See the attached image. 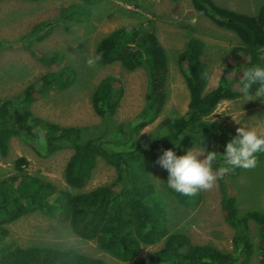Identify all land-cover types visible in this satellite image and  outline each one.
Here are the masks:
<instances>
[{"label": "trees", "instance_id": "obj_1", "mask_svg": "<svg viewBox=\"0 0 264 264\" xmlns=\"http://www.w3.org/2000/svg\"><path fill=\"white\" fill-rule=\"evenodd\" d=\"M97 1L75 2L62 8L59 18L77 22L82 13L81 4L90 6ZM125 1L134 3L136 0ZM190 3L197 13L217 27L233 32L239 40L235 52L250 59L252 64H258V56L264 51V2L254 14L221 6L213 0H190ZM48 23L33 26L29 35L20 40L25 42L31 37L40 40L45 35L41 30ZM202 47L200 40L189 39L177 54L188 95L185 111L180 115L163 117L147 133L138 134V131L153 122L162 110L167 97L165 83L168 70L165 50L149 22L113 29L103 35L94 48V56L101 57L99 64L116 62L127 71L145 67L144 106L133 124L120 126L109 122L119 99V92L113 93L112 88L115 78L110 76L101 78L91 94V107L101 118V125H97L92 136L86 139H81V127L63 126L34 116L27 108L33 99L30 91L43 94L51 86L69 84L73 79L72 69L65 77L62 71L42 74L37 86L31 84L25 88L26 96L18 103L7 97L0 99V156L6 155L12 137L24 141L41 157L71 146L72 152L63 168V180L73 190L86 184L97 157L103 158L115 171V177L109 183L75 192L27 174L20 167V163L26 161L19 158L15 165L16 173L0 178V264H110L74 248L20 246L9 239L5 225L33 211L66 222L73 233L95 240L99 250L118 261L133 260L143 245L162 240L159 248L135 264H249L253 245L245 238L244 231L250 219L258 231V263L264 264V212L250 210L238 214L234 208V197L227 188L221 187L219 205L224 221L234 231L232 247L221 250L195 244L184 233L169 230L165 209L149 177L148 165L156 162L162 151L169 148L182 155L180 147H206L218 152V160L213 166L224 163L225 145L235 134L220 122L207 120V116L220 100L235 98L239 92L232 88L233 80H228L225 74L214 87L204 90L206 71L201 60ZM28 49L31 56L42 62H55L59 58L55 51L37 54ZM78 59V63H82ZM257 86L254 85L255 88ZM165 129L167 135L161 136ZM111 132L119 135L117 139L106 138ZM259 157L264 158V153ZM237 169L232 170L234 174ZM161 171L163 186L177 202L185 206L198 204L201 192L185 196L173 191L167 187V171L162 168Z\"/></svg>", "mask_w": 264, "mask_h": 264}, {"label": "rangeland", "instance_id": "obj_2", "mask_svg": "<svg viewBox=\"0 0 264 264\" xmlns=\"http://www.w3.org/2000/svg\"><path fill=\"white\" fill-rule=\"evenodd\" d=\"M215 3L239 12L254 14L264 0H213ZM80 0H0V99L9 98L18 103L26 96L25 88L39 84L42 74L62 71L63 76L72 69L73 79L63 87L51 86L45 93L30 91L33 99L28 109L34 116L58 123L63 126L82 128L81 139L92 136L99 118L92 110L90 97L97 82L106 76L115 78L113 93L119 92L116 109L109 122L115 125H131L144 106L147 77L144 66L127 71L118 63L99 64L89 67L85 60L94 56L97 41L113 29L149 22L167 56L166 101L159 116L138 131L143 134L152 130L165 116L182 114L186 109L187 89L184 85L181 64L177 54L189 39H198L203 43L201 60L206 71L204 90L214 87L222 74L232 81V88L238 96L220 100L207 120H216L236 134L239 126L232 118L250 127H264V96L256 97L259 85L245 95L243 70L253 66H264V51L258 56V64L235 52L239 40L229 30L217 27L205 16L197 13L190 0H98L89 6L81 4L80 20L74 22L59 18L62 8ZM50 22L41 33L44 37L36 40H20L29 35L31 28L41 22ZM37 54L55 51L59 58L55 62L40 61L29 53ZM235 49V50H234ZM80 58L82 63H78ZM85 58V60H84ZM71 74V73H70ZM251 98L252 100H248ZM222 112V113H218ZM98 126V127H99ZM97 127V128H98ZM117 133H108L109 140L117 139ZM190 148H202L196 145ZM189 147H180L184 152ZM72 152L71 146H64L46 157L38 156L31 147L18 137L10 138L7 153L0 156V178L13 176L16 163H20L24 172L31 176L47 180L57 187L71 191H85L94 186L109 183L115 177L112 165L97 157L95 167L86 184L80 189H70L63 180V168ZM219 167V166H218ZM217 168V166H213ZM148 172L155 191L165 209L169 230L184 233L192 243L212 246L221 250L232 247L233 229L224 221L219 200L221 187L227 188L234 197V208L238 214L250 210L264 212V158L259 157L257 166L251 170L238 168L235 174L230 171L218 181L216 187L201 192L197 205L185 206L175 200L162 184L161 167L156 162L148 165ZM8 238L20 246L44 245L59 249L74 248L82 253L99 257L110 264H135L147 253L156 250L162 240L143 245L135 259L118 261L97 248L93 239H85L73 233L67 223L49 217L38 211L27 213L5 225ZM256 224L248 219L244 234L252 243L249 264H259L256 252L258 237Z\"/></svg>", "mask_w": 264, "mask_h": 264}, {"label": "clouds", "instance_id": "obj_3", "mask_svg": "<svg viewBox=\"0 0 264 264\" xmlns=\"http://www.w3.org/2000/svg\"><path fill=\"white\" fill-rule=\"evenodd\" d=\"M100 59L98 55L92 56L86 63L89 67H94ZM242 80L241 91L245 95L253 85H259L255 96H264V66L257 65L243 70ZM232 118L239 126L236 128L235 136L225 145L224 163L215 169L213 164L218 160V152L215 150L189 147L182 155H177L171 148L162 151L157 157L156 164L167 171L168 188L181 195L195 196L216 187L220 179L236 168L251 170L257 166L259 154L264 153V127H250L233 116ZM164 135H167L166 129L161 136Z\"/></svg>", "mask_w": 264, "mask_h": 264}]
</instances>
